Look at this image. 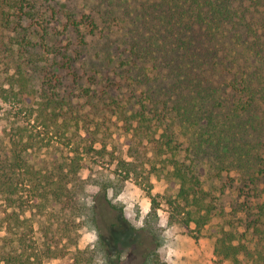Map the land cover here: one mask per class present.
I'll list each match as a JSON object with an SVG mask.
<instances>
[{
	"label": "trees",
	"instance_id": "trees-1",
	"mask_svg": "<svg viewBox=\"0 0 264 264\" xmlns=\"http://www.w3.org/2000/svg\"><path fill=\"white\" fill-rule=\"evenodd\" d=\"M247 1L245 7L244 0L140 4L129 11L127 43L118 41L115 47L114 40L96 37L98 25L91 20L90 44L87 34L79 44L68 36L63 55L68 68L79 74L77 81L87 83L79 107L70 102L64 107V99L45 86L50 82L37 81L39 52L33 45L0 39V101L21 106L32 122L28 128L12 125L0 138V264H45L59 257L53 225L63 224L69 237L68 221L76 211L96 231L107 264H123L126 250L141 264H161L156 258V195L151 194L143 224L134 227L123 206L112 200L121 190L115 179L98 168L96 175L92 169L82 173L86 154L107 151L113 126L125 138L124 156L109 153V162L116 161L125 172L122 183L130 177L137 182L142 171H156L155 162L161 161L174 189L161 195L168 223H193L195 239L208 225L214 264H264V201L244 205V230L239 232L201 179L203 165L209 176L248 168L254 148L249 136L264 139V19L254 23L255 12L264 14V0ZM93 43L98 51L86 60L82 55ZM99 66L110 68L118 80L103 83L108 74L102 75ZM84 68L92 72L88 82ZM1 109L0 119H6ZM40 129H53L63 147L38 153ZM258 168L264 172L262 155ZM144 178L149 189L151 181ZM215 216L222 221L212 223ZM244 232L250 233L249 241Z\"/></svg>",
	"mask_w": 264,
	"mask_h": 264
},
{
	"label": "rangeland",
	"instance_id": "rangeland-1",
	"mask_svg": "<svg viewBox=\"0 0 264 264\" xmlns=\"http://www.w3.org/2000/svg\"><path fill=\"white\" fill-rule=\"evenodd\" d=\"M157 1L160 0H0V39L10 44L13 43L15 46H17V41L22 39L27 42V45H33L39 52L36 71L37 81L50 82V85L45 84V86L53 88L57 97L64 99V107L69 102V105L77 104L79 107L84 101L81 87L86 86L87 83L77 81L76 78L79 77V74L74 69L68 68L66 59L63 57L68 44V36L71 38L72 44H79L81 35L84 34L85 39L88 32V23L94 19L98 25L96 37L105 36L114 40V47L118 41L127 43L129 11H134L135 8L140 9L142 6H150L151 3ZM247 4L248 1L244 0L243 7ZM254 19V23L259 24L264 19V14L255 12ZM77 27L80 32H83L82 34L76 33ZM90 39L87 34L86 40L89 44ZM124 45L127 44H123L122 47ZM95 47L96 43L87 45V54H83L82 57L88 60L90 55L92 58L93 53L98 51V47ZM233 51L237 54L236 49ZM91 61L93 60L89 59V64L86 66L90 69ZM147 64L152 66L151 63ZM3 68L4 66L0 63V71H3ZM85 68L83 79L87 81L92 72L86 71ZM99 69L102 75L108 74V79H103V83L110 85L118 80L110 68L99 66ZM0 105L1 111L4 113L2 117L7 116L6 119H0V138L8 133L12 125H19L22 128L30 127L32 122L28 124L25 111L23 108L21 109V106L12 103L8 105L1 101ZM112 131L106 152L102 154L91 152L84 156L86 168L82 172L83 175L86 176L90 169H92L93 175H96L98 168L115 179L116 187L121 186V190L112 200L123 206L124 216L134 227H140L143 224L150 209L151 194L156 195L155 198L159 202L157 215L158 233L160 235V246L156 251V258L161 264H214L212 254L214 238L207 236L208 225L203 228L205 234L195 239L197 234L193 223L188 226L181 223H168L169 211L161 195L174 193V189L169 187L166 169L163 168L161 161L155 162L156 171L152 173L142 171L143 176L137 179L141 185L135 182L134 177L127 178L122 183L125 172H123L120 164H116V161L109 162V153L113 156H124L125 138L119 127L113 126ZM32 133L36 134V132ZM35 136L39 146L42 147V150L38 151L40 154H44L46 149L51 151L52 146H54L53 150L56 145L60 149L63 147L62 140L54 133L53 129L49 131L40 129V133ZM249 138L253 140L254 148L248 153L250 155L249 161L246 162L249 163L248 168L223 170L220 176H209L205 165L201 170L203 186L208 189L217 207L224 212L225 219H229L228 221L239 232L244 230V222L241 219L245 217L244 205L255 206L264 201V172L258 168L260 157L261 155L264 156V147L261 146V141L263 142L264 139L263 137L254 138L253 135ZM94 161L99 165L98 167L93 163ZM242 170L243 175L238 172ZM145 175L151 181L152 186L149 189L144 178ZM109 196H112L111 191H109ZM87 199L84 201L87 202ZM72 213L75 214H72L73 217L70 215L71 221H68L71 230L69 237L63 224L59 225L57 222V225H53L51 232L55 234L58 245L62 249L58 252L61 257L51 259L45 264H107V260L100 252V238L88 218L81 214V211ZM63 218L61 216L59 220ZM221 221L220 217L215 216L211 222L220 223ZM244 234L249 241L251 239L250 233L244 232ZM75 241L76 246H70ZM77 246L82 252L79 250V253H76L75 248ZM126 252L127 250L122 257L124 259L123 264H141L135 253L127 254ZM222 264L230 263L224 262Z\"/></svg>",
	"mask_w": 264,
	"mask_h": 264
}]
</instances>
